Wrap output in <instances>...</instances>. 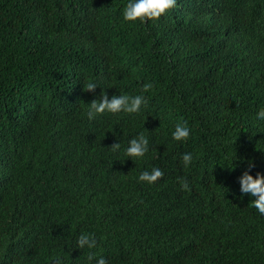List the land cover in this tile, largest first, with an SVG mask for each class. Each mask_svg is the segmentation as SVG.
Here are the masks:
<instances>
[{
  "label": "trees",
  "instance_id": "trees-1",
  "mask_svg": "<svg viewBox=\"0 0 264 264\" xmlns=\"http://www.w3.org/2000/svg\"><path fill=\"white\" fill-rule=\"evenodd\" d=\"M126 2L0 0V264H95L82 232L108 264H264V215L239 183L249 160L264 174V0H177L147 22L125 21ZM102 89L146 104L89 119Z\"/></svg>",
  "mask_w": 264,
  "mask_h": 264
},
{
  "label": "clouds",
  "instance_id": "clouds-1",
  "mask_svg": "<svg viewBox=\"0 0 264 264\" xmlns=\"http://www.w3.org/2000/svg\"><path fill=\"white\" fill-rule=\"evenodd\" d=\"M177 0H127L126 4L122 9V16L125 21H136L147 22L152 19L159 18L167 10L171 9L176 5ZM97 84L93 81L87 82L83 86L84 90H94ZM152 87V83L146 82L143 84L145 90ZM146 104V98L143 94L129 95L126 92L112 94L111 98L106 90L102 89L99 98H93L88 102L87 105V116L89 119L94 118L97 114L109 111L112 113H135L141 110V106ZM255 116L258 121H264V107H260ZM190 135V128L187 121L177 122L174 130L171 132V136L177 141H183ZM113 149L120 148V142L117 140L111 144ZM124 151L131 159L133 157H143L145 153L149 151V138L144 132H138L132 136ZM193 153L186 151L181 154L183 163L187 165ZM254 161L249 160L247 168L239 176L240 192L241 194L248 193L255 197L252 200V204L255 206L257 211L264 215V174L259 171L253 175L249 170L254 167ZM163 175V170L159 167H153L151 171L144 169L140 172L138 179L141 181H148L149 183L157 180L158 177ZM187 184V180H184ZM77 244L80 248H87L88 260L91 261L95 257V264H108L107 258L104 255L97 256L92 251L97 240L94 233L82 232L77 237ZM50 264H63V257L59 254L54 255L50 259Z\"/></svg>",
  "mask_w": 264,
  "mask_h": 264
}]
</instances>
